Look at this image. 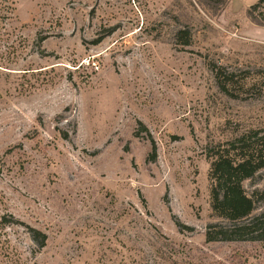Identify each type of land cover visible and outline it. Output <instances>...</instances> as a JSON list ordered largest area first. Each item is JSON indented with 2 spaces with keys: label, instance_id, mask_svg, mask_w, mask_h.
<instances>
[{
  "label": "rangeland",
  "instance_id": "1",
  "mask_svg": "<svg viewBox=\"0 0 264 264\" xmlns=\"http://www.w3.org/2000/svg\"><path fill=\"white\" fill-rule=\"evenodd\" d=\"M7 1L0 264H264V241L205 239L211 161L264 129V4Z\"/></svg>",
  "mask_w": 264,
  "mask_h": 264
},
{
  "label": "trees",
  "instance_id": "2",
  "mask_svg": "<svg viewBox=\"0 0 264 264\" xmlns=\"http://www.w3.org/2000/svg\"><path fill=\"white\" fill-rule=\"evenodd\" d=\"M226 0H220L224 5ZM264 0L259 1V5ZM263 14V13H262ZM12 8L7 0H0V24L11 19ZM252 17L254 21H260ZM264 24V15L261 21ZM184 45H189V35L180 32ZM224 69V68H223ZM216 79L224 78L222 90L229 95V87L233 81L232 73H223L213 69ZM233 156L217 154L211 161L209 180L211 185V210L213 218L219 222L210 223L206 227L207 243L214 242H255L264 241V211L256 214L257 205L264 203V188L249 194L244 183L253 180L264 169V129L249 130L228 143ZM157 147L153 142L152 156L155 158ZM180 231L192 230L180 222L176 223ZM32 238L40 248H44L47 235L30 228Z\"/></svg>",
  "mask_w": 264,
  "mask_h": 264
}]
</instances>
